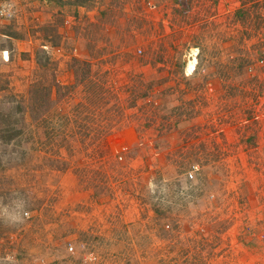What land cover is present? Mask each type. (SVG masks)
Listing matches in <instances>:
<instances>
[{"label":"rangeland","instance_id":"obj_1","mask_svg":"<svg viewBox=\"0 0 264 264\" xmlns=\"http://www.w3.org/2000/svg\"><path fill=\"white\" fill-rule=\"evenodd\" d=\"M2 5L0 264H264V0Z\"/></svg>","mask_w":264,"mask_h":264},{"label":"built area","instance_id":"obj_2","mask_svg":"<svg viewBox=\"0 0 264 264\" xmlns=\"http://www.w3.org/2000/svg\"><path fill=\"white\" fill-rule=\"evenodd\" d=\"M148 4H149V3H148ZM150 7H154V6L150 4ZM7 11H8V8H7L6 5H2V6H0V16H1V17L6 16V15H7ZM194 169H195V168H194ZM188 177H189V178H192V177H193V176H192V173H189V174H188ZM68 251H69L70 253H73V247H72L71 245L68 246ZM94 258H95V257H94L92 254H88V255L85 257V259H89L90 261L93 260Z\"/></svg>","mask_w":264,"mask_h":264},{"label":"bare ground","instance_id":"obj_3","mask_svg":"<svg viewBox=\"0 0 264 264\" xmlns=\"http://www.w3.org/2000/svg\"><path fill=\"white\" fill-rule=\"evenodd\" d=\"M194 65H195V60H190L187 65V72L189 73L192 72V70L194 69Z\"/></svg>","mask_w":264,"mask_h":264},{"label":"crops","instance_id":"obj_4","mask_svg":"<svg viewBox=\"0 0 264 264\" xmlns=\"http://www.w3.org/2000/svg\"><path fill=\"white\" fill-rule=\"evenodd\" d=\"M1 52H4V55L7 53L5 50H2ZM7 56H8V54H7Z\"/></svg>","mask_w":264,"mask_h":264},{"label":"trees","instance_id":"obj_5","mask_svg":"<svg viewBox=\"0 0 264 264\" xmlns=\"http://www.w3.org/2000/svg\"><path fill=\"white\" fill-rule=\"evenodd\" d=\"M77 1H79V0H77ZM242 72H243V70H242ZM9 131H10V130H7V129H6V132H9Z\"/></svg>","mask_w":264,"mask_h":264}]
</instances>
